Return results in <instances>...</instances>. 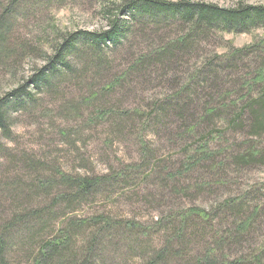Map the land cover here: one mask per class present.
Returning <instances> with one entry per match:
<instances>
[{
	"label": "rangeland",
	"instance_id": "1",
	"mask_svg": "<svg viewBox=\"0 0 264 264\" xmlns=\"http://www.w3.org/2000/svg\"><path fill=\"white\" fill-rule=\"evenodd\" d=\"M8 1L0 0V13ZM57 1L44 6L23 0L17 6L20 9L13 12L11 27L6 34L7 41L5 40L10 51L8 57L0 58V96L28 82L45 63L42 57L51 52V44L57 37L63 36V33L107 29L106 16L117 2ZM195 1L210 2L221 7H233L241 2L264 4V0ZM171 29L169 32L173 38L179 30L173 25ZM255 36L264 38V30H257L252 34H215L214 38L205 40L200 44V52L187 59L188 70L178 71L179 85H185L188 73L198 66V56L210 58L214 52H227L231 47L251 43ZM138 39L130 35L119 47L107 49L106 58L110 62L112 73L117 75L123 72L128 63L131 64L130 59L127 61L130 56L133 55L134 60L137 54L147 51ZM68 59L70 66L77 70L87 65L75 56ZM242 65L243 63H238L226 69L222 76L237 78L242 74ZM93 74L95 71L90 68L79 81L75 80L78 74L73 80L54 78L51 82L53 86L58 85L59 81L54 91L59 89L54 95L50 96L47 92L35 93L37 101L34 105L22 103L24 100L20 98L7 107L11 120L10 137L0 138L3 147L0 149V226L15 215L23 219V215L37 208H52L56 211L52 221L43 229L38 221L31 219H27L29 221L23 225L18 223L19 227L11 229L5 253L8 264H33V256L42 238L58 233L59 229L68 230L67 226L70 228L72 222L78 226L69 229L72 232V249L65 254L67 258L71 254L77 259L81 258L87 244L96 239L91 256L93 262L142 264L149 260L155 250L165 246L174 237V233L180 229V214L187 209L196 207L212 211L225 198L246 196L256 188L260 191L247 196L248 206L264 202V163L228 174L224 185L212 184L216 180L203 170L207 163L190 169L187 157L194 154L198 145L193 142L196 137L183 133L186 131L183 129L184 125L171 120L176 119L172 115H167L157 124L154 118L148 119L146 123L148 114L152 111L146 104L174 95L168 86L156 84L155 81L153 85L149 82L130 92L125 88L116 89L106 100L108 103L117 101L121 109L129 112L131 119L118 122L116 118L106 115L103 120H93L97 117L96 110L93 111L95 107H82L79 103L81 98L97 93L100 85L104 84ZM127 87L130 88L131 84ZM185 96L190 98L188 94ZM170 104L176 103L171 101ZM137 109L143 115H134ZM168 111L171 113L173 109ZM214 125L215 131L208 138L210 149L220 151L244 143L246 135L241 131L227 130L223 121L216 120ZM180 133L188 136L179 139ZM220 133L221 138L217 136ZM254 144L264 146V135ZM28 164H32L33 171L27 170ZM177 172L180 173L177 175ZM120 174L121 179L126 178L125 182L130 181L118 184L119 179L112 188L101 186L93 194L76 201L74 208L66 209L64 201L53 205L57 194L66 193L64 187L56 186L47 193L37 189L45 180L58 183L62 175L118 178ZM7 182L18 184L10 189L5 186ZM202 182L211 183L212 186L199 192L194 191V185ZM218 216L213 220V225L224 224L221 227H226L224 222L231 220L229 214L228 217L223 213ZM98 218L104 221L97 223L95 220ZM193 222L199 225V233L191 228ZM203 223L195 218L186 223L187 226L180 235L186 238V247H182L176 240L172 241L173 247L181 248L182 253L180 257L167 258L166 264H193L211 240L212 233ZM105 225L108 228L99 233L98 229L105 228ZM221 227H216V230ZM251 232L248 239L235 249L237 253L234 257L247 259L252 257L249 255L259 253V248L264 246V217Z\"/></svg>",
	"mask_w": 264,
	"mask_h": 264
},
{
	"label": "trees",
	"instance_id": "2",
	"mask_svg": "<svg viewBox=\"0 0 264 264\" xmlns=\"http://www.w3.org/2000/svg\"><path fill=\"white\" fill-rule=\"evenodd\" d=\"M21 1L23 0H9L0 13L1 59L8 57L10 48H7L5 44L6 34L11 27L13 12L20 9L17 6ZM24 1L44 6H48L53 1L58 2L57 0ZM106 18L107 29L76 30L57 37L50 46L51 52L42 57L45 63L37 69L29 81L0 96V138L10 137L11 120L7 107L11 106L12 101L16 103L21 98L24 100L22 103L34 105L37 101L35 93L47 92L51 96L58 91L59 88L55 91L54 89L59 85V81L58 85L53 86L52 79L65 77L64 80H73L78 74L75 80L79 81L91 68L95 71L93 76L101 79L104 84L100 85L97 93H93L88 98H81L79 103L82 107H95L93 111L96 110L97 117L93 120H103L106 115L116 118L118 122L131 119L130 115L128 116L129 112L121 109L117 101L116 103L107 102V96L116 89L125 88L130 92L149 82L152 85L155 83L165 85L172 89L174 95L146 104L152 110L148 114L146 123L148 119L154 118L157 124L167 115H172L176 119L171 120L184 125L183 129L185 128L186 131L183 133L196 137V139L193 138V142L198 146L194 149V154L187 157L190 169L207 163L203 170L214 181L216 180L212 184L224 185V179L228 174L241 172L264 163V146L258 147L254 144L258 143L264 135V38L255 36L251 43L241 47H231L227 52H214L210 58L198 56V66L188 73L186 84L179 85L178 78L180 69L188 70L187 59L197 55L201 50L200 44L209 38H214L215 34L220 36L252 34L257 30H264V4L241 2L233 7H221L214 3L195 0H117ZM172 25L179 30L173 38L169 32ZM130 35L134 39L139 38L138 41L147 48V51L137 54L134 60L133 55L130 56L127 61L130 59L131 64L128 63L126 70L115 75L111 71L110 62L107 61L106 51L110 47H119L120 43ZM70 56L83 60V63L87 65L79 70L73 68L68 59ZM238 63H243L242 74L237 78H231V75L222 76L226 69ZM173 72L175 74H172ZM130 84L131 87H127ZM89 89L92 90V87ZM187 94L190 98H186ZM171 101H175L176 104H170ZM20 105L21 103L18 106ZM12 108L14 109L15 106L13 105ZM168 109L173 111L170 113ZM133 114L143 115V112L137 109V112ZM216 120L223 121L227 130H239L244 133L246 135L244 143L235 144L220 151L210 149L208 138L212 136V131H215L213 129ZM185 125L188 126L185 127ZM221 133L217 135L220 138ZM185 134L180 133L179 139L186 138L188 135L183 136ZM1 145L0 142V149H3ZM243 146L245 147L240 149ZM33 169L32 164L27 165V170L33 171ZM178 173L180 172H177V175ZM121 178V174L118 178L62 175L58 183L45 180L37 186V189L47 193L49 189L56 186L64 187L67 190L66 193L57 194L53 205L64 201L67 209L74 208L76 201L93 194L101 186L112 188L119 179L118 184L130 181L125 182L126 178ZM17 184L18 182H7L5 186L14 189ZM212 184L202 182L195 184L193 188L194 191L199 192ZM259 191L260 189L256 188L246 196L225 198L218 203V208L212 211H204L196 207L187 209L180 214V229L174 233V237L168 240L165 246L155 250L149 260L142 264H166L170 256L180 257L182 249L174 248L172 241L176 240L182 244V247H186V238L180 235L185 230L186 223L194 218L204 222V226L209 227L212 235L211 240L193 264H264V246L259 248V253L249 255L252 256L251 258L234 257L237 253L235 249L248 239L251 231L264 217V202L254 203L250 207L247 203V196ZM222 213L227 214V217L229 214L231 218L224 222L226 227L223 228L221 226H225L224 224L213 225L215 217ZM54 214L56 211L52 208L41 207L23 215V219L15 215L1 225L0 264H8L5 257L6 243L13 227H19L29 221L27 219H31L38 221L43 229L50 220L52 221ZM222 217L224 216L219 218ZM95 221L99 223L104 220L98 218ZM193 224L191 228L199 233V225L195 222ZM107 225L103 226L105 228H99L98 232L105 231L108 228ZM76 226L78 225L72 222L70 228L67 226L68 230L59 229L58 233L42 238L33 256L35 257L33 264H97L91 257L95 250L96 239L87 244L81 258H75L74 254H71L70 258L66 257L65 254L72 249L71 230ZM216 227L221 228L216 230Z\"/></svg>",
	"mask_w": 264,
	"mask_h": 264
}]
</instances>
